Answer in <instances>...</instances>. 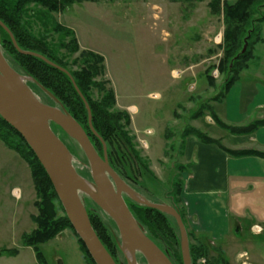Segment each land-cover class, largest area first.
<instances>
[{"label": "rangeland", "instance_id": "rangeland-1", "mask_svg": "<svg viewBox=\"0 0 264 264\" xmlns=\"http://www.w3.org/2000/svg\"><path fill=\"white\" fill-rule=\"evenodd\" d=\"M226 1L233 3L237 0ZM210 2L94 0L50 14L39 6L31 5L28 9L27 22L35 34L44 36V30L48 31L57 24L73 32L79 51H90L103 59L104 75L98 76L96 81L104 82L105 89L114 93L115 105L111 113L124 112L132 118V125L130 120L126 130L134 138L135 150L150 170V173L140 171L135 178L126 168L127 175L136 181V187L153 196L150 199L153 202L170 204L167 196L184 165L179 155L184 130L193 128L210 139L223 138V144L227 146V139L232 136L214 123L207 109L210 107L214 111L215 106L218 116L227 122L223 113L227 99L230 102L237 98L240 110L244 111L264 98L263 27L260 41L252 48V59L239 73L237 85L230 89V98L229 93L219 98L224 91V81L229 77L228 72L219 69L220 62L225 61L224 20L220 10L212 8ZM46 37L51 45L68 41L62 34L50 31ZM60 53L68 55L65 51ZM77 56L78 53L68 56L67 66L71 71L77 69L72 65ZM92 91V100H97L98 89ZM38 98L43 102L42 97ZM131 106L136 108L135 112L126 111ZM250 112V118L238 123L239 126L256 120L260 112L264 115V111L257 109ZM68 140L74 146L69 152L75 160L76 170L87 171L82 165L86 163L83 154L73 141ZM258 152H264V149ZM148 195L145 196L150 198ZM35 201L27 163L0 141V252H11L10 255L0 254V264H40L33 248L22 242L23 235L36 230V224L31 221V217L37 215ZM87 208L93 209L88 204ZM183 209L186 216L184 206ZM61 216L56 205L55 217ZM250 226L244 227L239 234L244 237L243 241L235 242V235L231 233L222 242L224 244L215 245L205 234L188 227L193 235L190 243L201 240L211 247L228 245L231 249L250 250L263 233L253 234ZM39 249L47 264H87L76 236L68 228L40 245ZM14 251L15 256L12 255ZM239 259L250 263L245 257Z\"/></svg>", "mask_w": 264, "mask_h": 264}, {"label": "trees", "instance_id": "trees-1", "mask_svg": "<svg viewBox=\"0 0 264 264\" xmlns=\"http://www.w3.org/2000/svg\"><path fill=\"white\" fill-rule=\"evenodd\" d=\"M93 1L94 0H0V21L10 31L17 46L21 50L38 54L69 73L89 106L93 130L106 145L109 165L129 187L147 198L145 196L148 195L146 190L143 191V189L141 190L136 187V181L127 175L126 172L127 168L135 178L140 175V171L142 170L150 173L147 162L142 159L135 150L134 138L129 134L128 130H126V128L130 126V117L124 112L111 113L115 105L114 93L109 89H105L104 82L96 81L98 76L104 75L103 59L90 51H79L78 44L71 30L54 24L50 30H44V36H42L40 33L35 34L32 27L27 22V13L31 5L39 6L44 9L47 14H50L67 9L74 4ZM169 1L184 2L189 0ZM263 1L264 0H237L233 3H229L226 0H211L210 2L212 8L220 10L224 20L223 54L225 61L223 63L220 62L219 69L223 71V73L225 71L228 72L229 77L224 81V91L219 98L224 97L232 86L240 80L239 73L246 68L247 63L252 59V48L256 42L260 41L259 36L261 27L264 28ZM49 31L62 34L64 37L68 38V41H60L61 43L58 45L49 44L46 37ZM245 39L247 40V48L242 52ZM0 47L1 50H3V55L9 66L17 73L33 78L39 85L52 94L54 98L63 105L69 115L84 129L94 149L102 156V144L89 129L87 111L84 103L75 91L69 77L36 57L18 53L13 47L9 35L1 28ZM61 51L67 52L68 55L61 54ZM76 53H78V56L74 59L72 65H75L77 69L71 71L67 66L68 56ZM231 63L232 66L230 68L229 65ZM243 63L245 66L242 65ZM29 87L35 95L42 97L43 103L53 105L52 101L34 84H29ZM94 89H98L99 98L97 100H92V90ZM207 110L214 123L221 129L227 131L231 136H250L264 127V118L253 120L244 126H234L223 123L210 107ZM194 118H197V116L194 115ZM50 126L53 132L57 129L66 136L55 125L51 124ZM181 137L183 139L182 145L180 146V155L183 154L185 140L188 137H195L200 143L217 145L230 157L256 156L264 159V152L255 150H227L221 145L219 140L210 139L205 134L193 128L187 131L184 130ZM0 141L8 149L17 153L19 157L27 163L37 198V201L34 203L37 209V215L31 217V221L36 224V230L28 235L22 236L23 245L33 248L35 258L40 264H47L39 246L52 240L61 230L68 228L76 236L79 248L84 255L86 263L95 264L87 253L81 240L73 231L45 170L22 137L1 117ZM182 169H184V167H182ZM182 169L181 171L179 170V177L175 178L172 191L169 192L167 198L170 200L169 205L180 215L186 228L191 264H229L223 252L218 247H211L209 243H203L201 240H197L195 244L190 243L193 235L192 232L188 230L185 212L181 205L183 182L180 175L183 173ZM77 172L83 178L90 180L88 171ZM149 197L150 198H147L148 200L153 199V196ZM124 200L132 216L142 227L146 236L167 255L172 264H183L179 232L175 220L156 210L140 206L127 197H124ZM84 201H86L85 208L90 224L102 245L116 264H125L124 257L118 249L112 233V231L116 232L114 224L110 222V219H108V217H106L90 200L86 199ZM87 204L92 206L93 209L89 210ZM56 205L59 206L62 212V216L57 218L55 217ZM179 206L182 208L180 209ZM2 253L10 255L11 252L2 250L0 254ZM12 253V255H16L15 251ZM200 260L203 261V263H198ZM137 262L138 264H146L145 260L140 255H137Z\"/></svg>", "mask_w": 264, "mask_h": 264}, {"label": "water", "instance_id": "water-1", "mask_svg": "<svg viewBox=\"0 0 264 264\" xmlns=\"http://www.w3.org/2000/svg\"><path fill=\"white\" fill-rule=\"evenodd\" d=\"M0 28L9 35L18 53L36 57L69 77L84 103L89 129L102 144L103 155L100 156L83 128L69 115L63 105L33 78L14 71L7 63L0 47V117L22 137L45 170L73 231L93 262L116 264L90 224L84 198L90 200L113 222L116 232L112 231V233L125 264H131L127 252L134 264H138L137 255H140L146 264H172L167 255L146 236L134 219L124 200V197H127L140 206L156 210L175 220L179 232L182 263L191 264L187 231L180 215L172 206L152 202L138 194L111 168L106 146L92 128L89 106L69 73L38 54L21 50L1 21ZM246 48L245 39L242 52ZM28 83L34 84L52 101L53 105L39 100ZM51 124L58 127L77 145L86 160L90 180L78 174L74 166V158L52 131ZM87 184L94 190H90Z\"/></svg>", "mask_w": 264, "mask_h": 264}, {"label": "crops", "instance_id": "crops-1", "mask_svg": "<svg viewBox=\"0 0 264 264\" xmlns=\"http://www.w3.org/2000/svg\"><path fill=\"white\" fill-rule=\"evenodd\" d=\"M231 92H228V98ZM238 102L237 98L230 102L227 99L226 110L223 109L227 122L218 116L214 106L216 116L225 124L239 126L238 123L250 118V110L264 111V98L244 111L240 110ZM128 110L135 112L136 108L131 106ZM262 118L264 115L260 112L256 119ZM130 120L132 125L131 117ZM216 139L227 150H263L264 127L250 136L229 137L227 146L223 144V138ZM184 143L183 154L179 155L184 160L181 200L186 211L187 227L205 234L215 245L224 244L222 242L231 233L235 235V242L243 241L244 237L239 234L244 227L260 226L263 233L253 249H231L227 244L226 247L219 245V249L229 264L245 263L239 259L242 253H246L250 260L245 264H264V159L256 156L230 157L217 145L203 144L193 137H188Z\"/></svg>", "mask_w": 264, "mask_h": 264}, {"label": "flooded vegetation", "instance_id": "flooded-vegetation-1", "mask_svg": "<svg viewBox=\"0 0 264 264\" xmlns=\"http://www.w3.org/2000/svg\"><path fill=\"white\" fill-rule=\"evenodd\" d=\"M55 134L60 138V140L64 143L68 150L74 149L72 143L64 136L59 130L54 131Z\"/></svg>", "mask_w": 264, "mask_h": 264}, {"label": "built area", "instance_id": "built-area-1", "mask_svg": "<svg viewBox=\"0 0 264 264\" xmlns=\"http://www.w3.org/2000/svg\"><path fill=\"white\" fill-rule=\"evenodd\" d=\"M252 231H253L254 233H260V232H261V228L258 227V226H254V227L252 228ZM242 256H246V254H243Z\"/></svg>", "mask_w": 264, "mask_h": 264}, {"label": "bare ground", "instance_id": "bare-ground-1", "mask_svg": "<svg viewBox=\"0 0 264 264\" xmlns=\"http://www.w3.org/2000/svg\"><path fill=\"white\" fill-rule=\"evenodd\" d=\"M87 187H88L90 190H94V188H93L92 186L88 185V184H87ZM127 255H128V257H129V259H130V261H131V264H134L133 261H132V258H131V256H130V254H129V252H127Z\"/></svg>", "mask_w": 264, "mask_h": 264}]
</instances>
